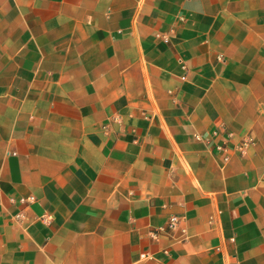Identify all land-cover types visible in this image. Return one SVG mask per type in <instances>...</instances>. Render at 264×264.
I'll return each instance as SVG.
<instances>
[{"label":"crops","instance_id":"0c3cea01","mask_svg":"<svg viewBox=\"0 0 264 264\" xmlns=\"http://www.w3.org/2000/svg\"><path fill=\"white\" fill-rule=\"evenodd\" d=\"M0 264H264V0H0Z\"/></svg>","mask_w":264,"mask_h":264},{"label":"built area","instance_id":"2783aa9c","mask_svg":"<svg viewBox=\"0 0 264 264\" xmlns=\"http://www.w3.org/2000/svg\"><path fill=\"white\" fill-rule=\"evenodd\" d=\"M222 128H223L224 132H226L229 137L232 135L231 132H230V130L226 126H223ZM213 133L214 134H217L218 131H214ZM251 142H252L251 139L243 140L240 143V145H239L240 150L242 152H245V150L248 148V145ZM227 147H228V144L227 143L226 144H222V145H219V144L217 145V148L219 150H224ZM22 201L25 202L26 199H22ZM182 221H183V218L181 216H179V215H172L170 217L169 221H168V227H167L168 231L172 232L173 230H175L176 228H178L181 225ZM161 230H164V229L163 228H160L159 231H161ZM159 231L152 232V237L154 239H158V237L160 235L159 234ZM182 231L185 233V229H182ZM184 238H186V237H184ZM141 258H142L143 261H145V260H148V259H150L152 257H151V254L150 253L144 252V253L141 254Z\"/></svg>","mask_w":264,"mask_h":264}]
</instances>
